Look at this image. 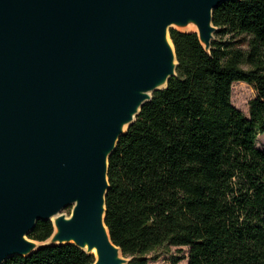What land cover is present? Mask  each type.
Listing matches in <instances>:
<instances>
[{"label": "water", "instance_id": "1", "mask_svg": "<svg viewBox=\"0 0 264 264\" xmlns=\"http://www.w3.org/2000/svg\"><path fill=\"white\" fill-rule=\"evenodd\" d=\"M225 1L0 0V264L70 243L130 262L106 223L110 156L177 75L171 28L210 51Z\"/></svg>", "mask_w": 264, "mask_h": 264}, {"label": "trees", "instance_id": "2", "mask_svg": "<svg viewBox=\"0 0 264 264\" xmlns=\"http://www.w3.org/2000/svg\"><path fill=\"white\" fill-rule=\"evenodd\" d=\"M214 24L210 51L198 32L171 28L177 75L110 156L106 223L128 264H150L164 246L189 247L173 264H264V0L225 1ZM237 81L257 92L249 116L233 104ZM53 232V221L40 220L29 237L44 242ZM95 261L70 243L3 264Z\"/></svg>", "mask_w": 264, "mask_h": 264}, {"label": "rangeland", "instance_id": "3", "mask_svg": "<svg viewBox=\"0 0 264 264\" xmlns=\"http://www.w3.org/2000/svg\"><path fill=\"white\" fill-rule=\"evenodd\" d=\"M194 30V29H187ZM227 37V36H226ZM247 66H245L246 68ZM256 90L253 85L244 82L237 81L233 84L232 101L233 104L239 108L245 115L249 116V102L256 96ZM258 147L264 148V134L258 136ZM70 215L72 207H68L64 211ZM189 252V247H176V246H164L149 254L150 264H173V259L177 256L185 257ZM158 256V258H156ZM178 264H188L187 258H182Z\"/></svg>", "mask_w": 264, "mask_h": 264}, {"label": "bare ground", "instance_id": "4", "mask_svg": "<svg viewBox=\"0 0 264 264\" xmlns=\"http://www.w3.org/2000/svg\"><path fill=\"white\" fill-rule=\"evenodd\" d=\"M190 27H191L192 29H196V26H195V25H190Z\"/></svg>", "mask_w": 264, "mask_h": 264}]
</instances>
